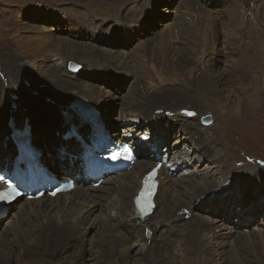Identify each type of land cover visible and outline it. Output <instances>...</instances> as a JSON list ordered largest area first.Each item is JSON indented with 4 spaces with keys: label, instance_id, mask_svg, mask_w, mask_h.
I'll return each mask as SVG.
<instances>
[{
    "label": "bare ground",
    "instance_id": "6f19581e",
    "mask_svg": "<svg viewBox=\"0 0 264 264\" xmlns=\"http://www.w3.org/2000/svg\"><path fill=\"white\" fill-rule=\"evenodd\" d=\"M58 1L124 9V18L117 20L122 21L120 24L123 25L117 23L115 28L117 35L125 37L133 30L136 31L135 28L139 25L135 24L146 21H134L136 16L133 15L137 14L128 13L131 0ZM139 1H132L133 8H140L136 9L138 13H143L144 10L149 12L150 3L142 8ZM222 1L226 7V11L222 13L223 20L209 7V3L188 0L183 12L178 14L180 23L168 26L158 42H144L141 52L129 55L123 53L120 56L99 48L97 43H89L86 37L90 34L79 27L67 13H49V20L43 25L22 26L24 32L16 42L15 52V61L20 64L16 65L19 71L6 64L0 65V68L5 74L6 82L16 85H19L22 70L26 77L41 84L38 90L36 88L38 93L33 94L36 96L35 102L43 101L53 111L70 115L75 112L73 102L80 101L86 108L95 109L100 114L108 105L109 93L97 84L100 79L90 75L88 71L97 69L126 76L129 80L132 79V83L130 82L127 90L128 94L126 92L122 96L124 104L118 112L121 115L116 117L118 122H115V118L112 119V115L108 114L105 121L107 126L116 128L121 125L125 136L129 137L134 136L141 128L148 129L152 125V117H161L157 114L159 111L176 114L182 130L191 135L199 150L193 156L182 153L176 163L182 158L191 160L205 157L214 147L211 137L215 136L217 121L219 124L222 119L226 122V127L221 129V136L232 126V120L223 115L227 108H230L227 109L228 112L234 111L243 120L257 118V111L262 109L259 87L264 78L256 75L261 69L251 60L250 49L245 44L246 37L243 34L255 32L264 37V0ZM106 16L108 18L110 15ZM56 20L60 23H56ZM50 22L54 24L50 25ZM59 29L67 35L58 34ZM102 31H106L105 34L109 32L107 29ZM221 33L224 34L222 39ZM113 35L109 34L108 37ZM227 45L230 46L227 49L231 54L234 49L241 48L240 55L233 54L235 60L231 61L226 58L227 65H216L217 60L223 62V58L217 57L218 49H226ZM48 56H51L49 59L52 63L58 65L57 68V65H46ZM71 58L77 59L83 66L85 71L82 76H72L65 65L59 64ZM133 62L135 65H131ZM59 67L61 68L58 69ZM2 97L0 92V107H3V113L7 112L3 115V124L12 118V132L21 131L26 123L17 120V113H21L19 115H23V118L30 117L32 113L35 116L41 114L39 111L42 107L29 102V99L20 100L15 97V100L10 101L11 104L4 103ZM242 99L250 106L248 113L243 112ZM17 101L19 102L16 103ZM191 110H194L195 118L199 117L198 122L185 121L181 117ZM123 113L125 116H122ZM204 114H210L215 119L211 128L201 127ZM241 127L238 130L235 127L230 134H246L248 130L245 124ZM208 158L214 167L219 168L222 182L238 175L245 177L246 173L251 176L253 174L251 170L234 167L231 156L213 158L209 155ZM252 163L250 165L254 166ZM154 167L155 160L143 155L129 171L117 177L112 176L98 188L84 185L78 186L69 194L57 195L54 199L44 197L41 200L16 201L11 206L8 217L0 220V264H251L247 255L257 256L256 249L259 247L255 246L256 239L261 242L257 235L255 238L252 236L253 238L243 239L242 235L233 236L236 233H231L230 239L234 237L231 240L234 244L229 245L231 250H224L226 244L220 242L221 236L215 231L227 229L224 228V223L226 226L228 216L215 218L213 214L209 217L213 221L206 222L204 217L192 212L194 202L198 203L201 197L213 189L217 197L220 195L222 187L214 180V176L203 182L207 191L196 188L188 190L186 188L193 186L195 182V177L188 168L178 171L181 180L160 169L154 213L140 220L134 212V198L141 189L144 175ZM180 182L184 184L180 185ZM209 199L210 196L200 205L208 204ZM183 209L190 211L191 220H187L185 215H179ZM99 220L106 222V226L94 228ZM111 221L115 223L111 224ZM147 228L150 230L149 236L145 234ZM92 229H95L97 241L89 245V231ZM216 240L219 241V246L214 251L212 242ZM243 240L247 245H244ZM136 246L138 249L134 251ZM88 250L92 251L91 255ZM227 252L230 253L229 256ZM205 253L206 256H203ZM255 263L260 264V261L256 259Z\"/></svg>",
    "mask_w": 264,
    "mask_h": 264
},
{
    "label": "rangeland",
    "instance_id": "374dc122",
    "mask_svg": "<svg viewBox=\"0 0 264 264\" xmlns=\"http://www.w3.org/2000/svg\"><path fill=\"white\" fill-rule=\"evenodd\" d=\"M132 1L134 2L135 0H131V4L133 3ZM187 2H188V0H140L139 4L141 5L142 8L145 7V4L150 3V5L148 7L149 12H148V10H144L143 13H138L139 9L138 10L134 9L133 6L130 4L128 13L131 15L137 14V15H133V16H136V18L135 17L133 18L134 21L146 19V21L143 24H142V22L135 24V25H139L138 27L135 28V30H136L135 32L137 34V39L135 40L130 36V34L134 30L130 34H127V37H125L123 35H117L118 31L116 30L115 27H117V25L122 22V21L117 22V20H122L125 16V11L122 8H115L116 9L115 10L114 8L108 7V6L96 5V4H90V3L86 4V5L75 4V3H71V2L63 3L62 1H58V0H0V65H5V64L11 65L15 71H19V68L16 67V65H20V64H18L15 61V59H16V53L15 52H16V45H17L16 42L19 40V38L21 37V35L24 32L22 29V26H24V25L25 26H27V25H34V26L43 25L44 22L49 20V18H48L49 13L52 14L53 12H55V13L63 14V13L68 12V13L75 15V17H77L78 19H81V20H85L87 18L88 14H93L94 16L98 17L97 18L98 21L100 19H102L103 20V26L101 27V31L107 29V30H109V32L105 35L114 34L113 36L108 37V40L111 43H113V45H100L99 44V46H100L99 48L104 49L107 52L115 53L116 56H120V55H123V53H126L127 55H129L131 53L135 54V52H141L142 47H143L142 45L144 42H147V41H152V43L153 42L156 43L155 41L158 42L163 37L165 29L168 28V26H170L172 24L180 23V19L178 18L179 15H174V14L176 11H179V10H181V12H183V10H184L183 7H185V4ZM213 11H214V9H213ZM106 15H110V16L108 18H106L107 17ZM147 15H148V17H147ZM99 16L102 18H99ZM221 20H223V19L221 18ZM54 22L53 23L50 22V25H53ZM56 23L59 24L60 22L56 20ZM106 26H108V27H106ZM57 33L58 34H64V36L67 35V33L61 31V29L57 30ZM24 34H26V33H24ZM58 34H55V35H58ZM221 35H222L221 36V39H222L224 34L221 33ZM243 36L246 37L245 44H246L247 48L250 49L249 55L252 58L251 60L254 62V64L257 66V68L259 70L261 69L260 72H258L256 75H257V77L261 76L264 78V37H262V35H259L258 33H255V32H248L246 34H243ZM251 36L254 38H251ZM87 41L89 43H91L92 45L95 43L94 39H92V38L88 39ZM261 43L263 45H261ZM229 47L230 46L227 45L226 49L223 47H220L218 49L219 54L217 55V57L223 58V62L220 63V61L217 60L216 65H227L228 63H227L226 58H228V59L230 58L229 59L230 61L232 59L235 60L234 59L235 56L233 54H231L230 50L227 49ZM252 55H253V57H252ZM255 55L257 56L256 58L254 57ZM50 57L51 56H48V58L46 60V65H52L53 67L56 66L57 64L52 63L50 61V59H51ZM130 58H132V57H130ZM133 63L134 64H131V65H135V62H133ZM59 64L65 65L68 73L72 74V76H82V74L85 71V70L83 71V66L75 58H71V60L68 59V60L63 61V62L61 61V63H59ZM230 64H231V62H230ZM77 66H78V70L71 68V67H77ZM57 67H58V65L56 66V68ZM60 68L61 67H59L58 69H60ZM100 71H102V70H100ZM112 73H114V72H112ZM114 74H116V73H114ZM119 75H121V74H119ZM131 80H129V82L126 85L120 86V87H114L113 89L108 87L103 82H102L103 84L98 83L100 85V87H102L103 90H107V92L109 93L107 95V98H109L107 101L108 105L106 106L105 109H103L104 112H102V117L104 119V122L106 121L108 114L112 115V119L115 118V122H118L116 117H118L119 108L121 107L119 101H120V98L123 99L122 96L126 92L128 94L127 90H129V86L132 83ZM19 81H20L19 85L9 84L8 82H6L5 74L2 73L1 68H0V92L2 93V96L4 97V101H3L4 103L10 102V101H12V99L15 100V97H16L20 100L29 99L28 100L29 102L35 103L38 107H45L46 106V104L43 101L35 102L36 96L33 95L36 92L38 93L37 90L41 87V84H39L35 79H32L31 77L29 78V76L26 77L23 74L22 70H21V75H20ZM24 83H26L29 87ZM260 83H261V87H259V94L262 96V98H261L262 109L259 110L260 112L257 111V113H256L257 118H252L251 120L250 119H246V120L244 119L243 120V119H241V117L236 116L234 111L228 112L227 109H230V108H227L223 115H224V117L232 120V121H230L232 126H230L231 128L226 129L224 131L223 136H221V129L226 127V122H225V120L222 119L220 124H219L217 121V125L215 126V132H214L215 136L211 137L212 143L214 144L215 148L213 147L209 153V155L213 156V158H223V157L231 156L234 167L239 168V169H243L246 171L251 170L253 172L252 176L255 174H261L264 176V173H263L264 168L260 167V166H264V80L261 79ZM142 86H144V85L142 84ZM36 88H37V90H36ZM141 90H143V89H141ZM78 97H82V96H78ZM115 97H118L119 99H114ZM242 100H243L242 105L244 107L243 112L248 113L250 106L248 105V103L244 99H242ZM18 102L19 101H17L16 103H18ZM10 103L12 104V102H10ZM16 103H14V104H16ZM4 106H6V104H4ZM0 109L2 111L3 107H0ZM184 110H186V108ZM182 111L180 112L181 114H182ZM191 111H194V110H191ZM29 113H31V112H29ZM205 113H208V112L205 111ZM17 114H18L17 120H19V121L22 120L24 116L19 115L21 113H17ZM207 117L211 118L212 123H209L208 126L204 125V127L205 128H211L215 124V119L210 114L209 115L204 114L202 116V119L207 118ZM196 119H199V117H197ZM112 123L113 122H110V124H112ZM244 124L246 126V129L248 130L246 132V134H243L241 132L240 133L236 132L234 135L230 134V131L232 130V132H233L235 127L237 130H238V128L242 129L241 126ZM106 126H107V124H106ZM108 126H110L111 129L115 130V128L111 127L112 125H108ZM219 136H220V139H219ZM198 153H199V150H198ZM209 155H207V156L205 155V157H201V158L196 157L195 159L196 160H208L209 164L213 166L212 161L208 158ZM185 156H187V154H185ZM252 162H254V163H252ZM251 163L254 166L250 165ZM244 164H247V165H244ZM210 165L204 166V169L201 168V171H196V170H192V169L188 168L191 171L192 175H194V177H195L194 181L195 182H193V184H192L193 186L189 185L186 189L189 190V189L196 188V189H200L201 191H207L208 190L207 186L203 182L206 181V178H209L210 176L211 177L214 176L213 177L214 180L219 182L221 187H224L226 184H228V182L230 180L234 179V178L226 179L222 182V180L220 179L221 175L219 172V168L214 169V172H208V174L205 172V174H202V172H204L206 168H211ZM239 165H241V166H239ZM256 166H258V167H256ZM244 176L247 178H250L251 174L246 173V174H244ZM176 177L178 180H181L180 172H179V174L176 175ZM206 183H208V182H206ZM176 184H178V183H176ZM183 184L184 183L181 184V182H180V185H183ZM217 191H220V190H217ZM215 192L216 191L213 189L211 192H209L205 196L201 197L198 200V203L195 204V202H194V205L191 207L192 212L197 213L200 216L204 217L203 219L206 222L213 221L212 218L211 219L209 218L213 214H215L214 215L215 218H217V217L226 218L228 216L227 217L228 219H226V226L224 223V228H227V229L226 230L216 229V231H215V233H217L219 236H221L220 242H222V244H226L223 247L224 250H227V249L231 250L232 247H230L229 245L232 246V244H234L233 242H231V240H233L234 237L230 239V237L232 235L237 236V234H240L243 236V239H244V237L248 238V237H252V236L255 238V236L257 235V237H259L258 239H261V242H262L261 243V242L257 241V239H256L255 246L259 247L256 249L257 250V256L255 254L254 255L248 254L247 260L251 264H256L255 261L257 259L258 261H260V264H264V251H263L264 250V228H262L261 225L259 224L257 217L253 219V222H250L248 224L246 223L247 221L245 222V220H243L245 215L252 214V215H250V217H255V215L257 213H261V212L262 213L259 215L260 219H263V217H264V204H261V203L254 204L253 208L247 210V208L251 204L250 201L253 199L254 194L256 192H253L251 194L247 203L242 199L239 200L241 203H243L245 205V208L240 211V214H238L236 212L238 210V207H239V206H237L236 201H234L231 204L230 209H229V213H222L218 209H211L208 204L202 205V206L200 205L203 203V200L207 199L209 196H211ZM23 201L24 200H22V202ZM245 210H247V211L244 212ZM179 215H185V218L187 220L191 218L190 211L188 209H183L179 213ZM250 217H248V219H250ZM114 223H115L114 221H111V224H114ZM5 225H6V223H5ZM102 226H106V222L99 220L98 225L94 226V228H101ZM178 229L179 228H177V230ZM229 229H231L233 231H231ZM231 233H236V234L230 235ZM252 240H251V242H252ZM96 241H97V237L95 234V229H92L89 231L88 244L90 245ZM242 242L244 243V245H247L245 240H243ZM254 242H255V240H254ZM149 243H150V241H149ZM212 244H213L214 251H215V249L218 250L219 241H217V240L213 241ZM257 244H258V246H257ZM137 249H138V246L135 247L134 251H136ZM227 251H229V250H227ZM91 253H92V251L88 250V254L91 255ZM229 254L230 253L227 252V256H229ZM203 256H206V253L203 254ZM230 258H231V256H230ZM177 259L180 260L179 257H177Z\"/></svg>",
    "mask_w": 264,
    "mask_h": 264
},
{
    "label": "water",
    "instance_id": "95a60500",
    "mask_svg": "<svg viewBox=\"0 0 264 264\" xmlns=\"http://www.w3.org/2000/svg\"><path fill=\"white\" fill-rule=\"evenodd\" d=\"M71 68H74L75 70H78V66L77 67H71ZM49 109H50L49 105H46L45 107H42V110L39 111V112L40 113H49V112L53 111V109H50V110ZM203 121H204L205 124H209L211 122V118L210 117L204 118Z\"/></svg>",
    "mask_w": 264,
    "mask_h": 264
},
{
    "label": "snow or ice",
    "instance_id": "6c2138e0",
    "mask_svg": "<svg viewBox=\"0 0 264 264\" xmlns=\"http://www.w3.org/2000/svg\"><path fill=\"white\" fill-rule=\"evenodd\" d=\"M188 115H194V113H188ZM0 182H5L3 177H0ZM9 188H11V184L8 185ZM7 198V195L3 192H0V200H5Z\"/></svg>",
    "mask_w": 264,
    "mask_h": 264
}]
</instances>
